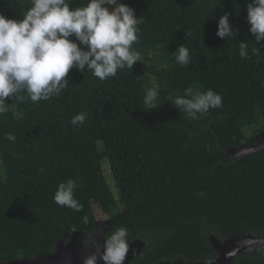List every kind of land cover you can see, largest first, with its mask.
Wrapping results in <instances>:
<instances>
[{
	"label": "trees",
	"instance_id": "obj_1",
	"mask_svg": "<svg viewBox=\"0 0 264 264\" xmlns=\"http://www.w3.org/2000/svg\"><path fill=\"white\" fill-rule=\"evenodd\" d=\"M120 2L143 18L133 45L142 62L105 81L73 68L60 96L7 101L23 118L0 115V264L55 253L72 231L94 229L100 213L111 218L105 239L126 227L130 245L136 238L150 242L131 264L205 263L219 255L211 238L223 244L264 237V152L228 157L231 149L260 145L256 135L264 131V41L254 53L246 22L251 0ZM85 4L70 0V9ZM31 6L32 0H0V14L22 19ZM226 12L237 30L229 40L215 35ZM245 38L249 58L241 59L238 43ZM179 45L190 49L186 67L170 55ZM156 85L161 106L146 112L144 90ZM189 88L220 94L222 107L187 118L172 98ZM80 112L89 118L77 128L70 121ZM70 178L79 185V212L53 200ZM263 257L264 250H254L231 264H261Z\"/></svg>",
	"mask_w": 264,
	"mask_h": 264
},
{
	"label": "clouds",
	"instance_id": "obj_2",
	"mask_svg": "<svg viewBox=\"0 0 264 264\" xmlns=\"http://www.w3.org/2000/svg\"><path fill=\"white\" fill-rule=\"evenodd\" d=\"M142 20L136 17L135 9L120 0H86L84 6L71 9L70 0H32L22 19L0 14V115L11 111L16 119L23 118V111L7 101L21 104L27 98L38 103L60 96L69 87L68 74L73 68L81 72L90 70L100 81L115 77L120 70H133L137 62H142L141 53L133 48L140 40ZM246 22L254 37L253 52L260 53L256 45L264 41V0L247 4ZM236 31L230 24L229 13H224L217 21L215 35L229 40L236 38ZM247 41L245 38L238 43L241 59L249 58ZM170 55L181 67H186L191 59L190 49L184 45ZM159 88H145L142 102L146 112L161 106ZM172 99L174 107L191 120L222 107V96L211 89L201 93L189 88ZM88 118L87 112H80L70 123L79 128ZM5 138L16 140L13 133H7ZM78 187L71 178L59 183L54 202L81 211L83 205L75 198ZM93 236L94 233H88L85 239V247L94 252L84 258L83 264H124L130 248L126 227L115 228L104 238L102 247Z\"/></svg>",
	"mask_w": 264,
	"mask_h": 264
},
{
	"label": "water",
	"instance_id": "obj_3",
	"mask_svg": "<svg viewBox=\"0 0 264 264\" xmlns=\"http://www.w3.org/2000/svg\"><path fill=\"white\" fill-rule=\"evenodd\" d=\"M255 151L264 152V145H258L253 148L242 147L240 149L229 150L228 157H245L250 153ZM77 233H73L71 238L74 239ZM211 243L214 249L219 253V257L214 261H208L200 264H231L232 261L238 254H248L254 250H264V237H254L248 236L244 240L231 239L223 244H218L211 238ZM148 244V242L135 241L131 247V250L126 255L124 264H129L135 256L139 253L142 247ZM66 259L65 250L63 249V240H60L56 246V252L54 254L43 255L34 261H28L25 259H20L17 262H12L11 264H60L62 260ZM159 264H188L182 261L179 262H163Z\"/></svg>",
	"mask_w": 264,
	"mask_h": 264
},
{
	"label": "flooded vegetation",
	"instance_id": "obj_4",
	"mask_svg": "<svg viewBox=\"0 0 264 264\" xmlns=\"http://www.w3.org/2000/svg\"><path fill=\"white\" fill-rule=\"evenodd\" d=\"M264 134H261L260 136L256 135L257 142L260 145H264ZM110 220L111 218L107 215H101L95 222H94V229L92 228L91 230L88 231H72L71 233L66 236V238L63 239V249L65 250V255L66 259L62 260V263L60 264H83L84 258L94 252V249L91 247H85V239L88 235V233H94V240L98 245L102 247L103 242H104V236L106 233L107 227L110 225ZM73 233H77L76 236H74V239L71 238ZM135 241H140V242H148L146 240H140V239H134L132 244L130 245L129 251L131 250L132 245L134 244ZM150 242H148L149 244ZM58 244V243H57ZM148 244H145L147 246ZM144 246V247H145ZM142 247L141 249H143ZM56 252V251H55ZM129 253V252H128ZM127 253V254H128ZM54 254V253H53ZM239 255V254H238ZM219 257V255H218ZM217 257V258H218ZM237 257V256H236ZM216 258V259H217ZM20 257H15L12 260L6 261V264H11L12 262H17L19 261ZM262 260L261 264H264V257L261 258ZM132 262H129L131 264ZM5 264V263H2ZM98 264H103L102 261H98ZM243 264H257V261H250V263L243 262Z\"/></svg>",
	"mask_w": 264,
	"mask_h": 264
},
{
	"label": "rangeland",
	"instance_id": "obj_5",
	"mask_svg": "<svg viewBox=\"0 0 264 264\" xmlns=\"http://www.w3.org/2000/svg\"><path fill=\"white\" fill-rule=\"evenodd\" d=\"M253 131H250V132H247V135H252L253 133H252ZM261 134H264V131L261 133ZM259 136V135H258ZM263 137H264V135H263ZM245 147V146H244ZM102 170H103V174H104V176H105V178H106V181L108 182V184H109V186H110V189H111V191H112V193L114 194V196H115V198L117 199L118 198V192H117V190L115 189V186H114V184H113V181L111 180V172H110V170H109V167H108V164H107V162L106 161H104L103 163H102ZM119 208H120V206H118ZM95 213L97 214V216H98V211H99V209L98 208H96L95 207ZM101 216V213L99 214V217Z\"/></svg>",
	"mask_w": 264,
	"mask_h": 264
}]
</instances>
